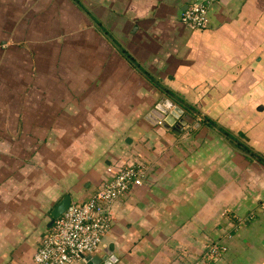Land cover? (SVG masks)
I'll list each match as a JSON object with an SVG mask.
<instances>
[{
    "label": "crops",
    "instance_id": "crops-1",
    "mask_svg": "<svg viewBox=\"0 0 264 264\" xmlns=\"http://www.w3.org/2000/svg\"><path fill=\"white\" fill-rule=\"evenodd\" d=\"M195 1L0 0V264H33L65 196L138 164L94 256L264 264V0H212L192 30ZM169 95L179 135L145 121Z\"/></svg>",
    "mask_w": 264,
    "mask_h": 264
},
{
    "label": "built area",
    "instance_id": "built-area-1",
    "mask_svg": "<svg viewBox=\"0 0 264 264\" xmlns=\"http://www.w3.org/2000/svg\"><path fill=\"white\" fill-rule=\"evenodd\" d=\"M212 0H196L183 13L181 23L201 30L208 26ZM148 172L145 165L119 167L109 181L101 183L84 203L71 204L43 236L33 264H79L104 246L113 221L112 206L132 188L141 187ZM225 249L210 244L194 264H207L223 256Z\"/></svg>",
    "mask_w": 264,
    "mask_h": 264
},
{
    "label": "water",
    "instance_id": "water-1",
    "mask_svg": "<svg viewBox=\"0 0 264 264\" xmlns=\"http://www.w3.org/2000/svg\"><path fill=\"white\" fill-rule=\"evenodd\" d=\"M158 102L146 115L145 121L151 125L159 124L161 128L166 131H170L173 134L179 135L180 128L186 125H193L194 119L187 114H184L182 110V102L172 96ZM71 201L68 196H65L51 211L50 223L51 227L54 221L58 220L70 207ZM111 247L104 251L105 256H94L84 258L83 264H112L115 258L110 254Z\"/></svg>",
    "mask_w": 264,
    "mask_h": 264
},
{
    "label": "trees",
    "instance_id": "trees-1",
    "mask_svg": "<svg viewBox=\"0 0 264 264\" xmlns=\"http://www.w3.org/2000/svg\"><path fill=\"white\" fill-rule=\"evenodd\" d=\"M203 123L207 124V125H211V122L208 119H204Z\"/></svg>",
    "mask_w": 264,
    "mask_h": 264
},
{
    "label": "rangeland",
    "instance_id": "rangeland-1",
    "mask_svg": "<svg viewBox=\"0 0 264 264\" xmlns=\"http://www.w3.org/2000/svg\"><path fill=\"white\" fill-rule=\"evenodd\" d=\"M75 3V2H74Z\"/></svg>",
    "mask_w": 264,
    "mask_h": 264
}]
</instances>
